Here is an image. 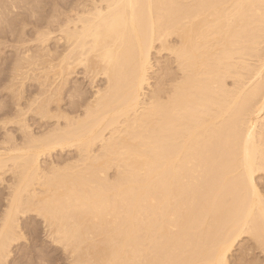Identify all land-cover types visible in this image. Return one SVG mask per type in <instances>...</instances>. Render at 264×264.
Listing matches in <instances>:
<instances>
[{"label": "bare ground", "instance_id": "6f19581e", "mask_svg": "<svg viewBox=\"0 0 264 264\" xmlns=\"http://www.w3.org/2000/svg\"><path fill=\"white\" fill-rule=\"evenodd\" d=\"M52 21L62 47L53 51ZM52 21L47 38L43 29L32 38L40 49L15 59L11 73L20 84L44 65L45 79L51 70L60 82L17 108L22 142L9 134L0 143V177L7 169L15 177L0 216V264L23 239L18 220L28 213L69 250L70 264H213L219 249L228 259L241 238L264 230L256 183L264 0H75ZM154 51L169 53L175 72L165 68L152 88ZM79 66L105 86L93 100L70 95L68 113L57 105L52 114L48 105ZM45 81L38 86L51 88ZM27 111L55 123L31 133ZM54 151L77 159L42 165Z\"/></svg>", "mask_w": 264, "mask_h": 264}, {"label": "rangeland", "instance_id": "374dc122", "mask_svg": "<svg viewBox=\"0 0 264 264\" xmlns=\"http://www.w3.org/2000/svg\"><path fill=\"white\" fill-rule=\"evenodd\" d=\"M10 1L11 0H0L1 8H3L2 7L3 4L5 5V7L7 6V10H3L5 13H2V15L4 14L3 15L4 17L2 18L4 20V21L2 20L4 26L2 25V23L0 24V143L1 142L3 143L5 140L7 141V138L10 139V137H11L10 140H12V142L13 140L14 142L16 141V143L22 142L20 140H22L23 138L22 136L24 135L23 132L20 130L19 127L20 125L15 124L19 120H17L16 117H14V113H16V111L20 108L26 110L28 101L36 97L35 95H38L37 93L39 92V90L44 92V90L41 89H45L52 92V89L54 91V88L57 86L56 84H59L60 80L58 79L55 80L53 78L51 70L49 71L50 76L52 75L51 79L49 75H48L49 80H47L48 79L47 75H46L47 78L45 79V76H43L45 72L42 71L44 65L42 67H39L41 69V70L38 69L39 71L36 70L30 71V73H28L29 74L28 77H25L26 80L23 79L22 80L23 83L21 81L20 84L22 85L17 84L19 83L18 82L19 80L13 81L15 82L16 85L10 82L12 81L11 73L15 61L17 60L18 57L22 56L24 52L25 53L31 52L30 54H34L35 52H37V50L40 49L39 43L34 42L33 41L34 39H32L35 38L36 32L39 29L45 30V26L47 24L49 26V23H51L52 17H57L60 14V12L66 13L67 8L70 5H72L75 0H25V1L12 0L15 3L14 4L15 8L12 10L10 6H8ZM2 15L0 17H2ZM53 21L49 27L50 29L46 26L49 29V31L53 32V33L51 32L50 35L51 37H49V41H47V46H46L47 48L49 47L48 49L52 51L55 49V47L56 48L58 47L57 49L62 48L60 44H58L57 46L55 44L56 43L55 39H57L56 37L58 36V34L56 33V25L53 23ZM39 24L40 25L42 24V26H40ZM50 38L53 40H51ZM156 53L157 52L154 51L152 54L153 55L152 62L154 63L153 65L155 67L153 68V73L150 74L151 76L149 75L151 79L149 80L150 81L149 83H150V87L152 88L156 85V81L158 82V79L162 78L163 76L162 72L163 70H165V68L170 69L171 72H175V65L172 63L171 55H169V53L164 51L159 54ZM90 58L92 59L93 57L91 56ZM52 62L53 64L56 63L55 59L52 60ZM46 65L47 64H45V66ZM45 70L47 69H44V71ZM74 70L72 71L71 75H69L68 78L66 79L67 81L65 85H63V89L60 87L61 92H59L60 94L58 96L59 98L54 96L57 102L56 100H54L55 102L54 101L51 102L54 105L49 104L50 107L48 105V109L49 111L51 110L52 114H56L55 110L58 107L60 111L62 110L68 113V110L70 108L69 106L71 105L69 102L74 99V98L71 99L70 97L73 96L75 93H79L82 96V98H84L85 100H89V99L93 100L92 97L94 95L92 94H94L97 89H102L105 86V82H104L105 78H102L100 76L94 77L91 74L88 75V73H86L85 70H83V68L80 66L79 68L76 67ZM159 73L161 74V78L160 77L157 78L158 76H160ZM30 74L32 75L30 76ZM43 80H46L44 82L46 84L52 80L53 85L51 86V88L49 87L48 89L43 87L40 88L39 87L40 85L38 86V83L39 82L41 83V81L43 82ZM56 81H58V83H56ZM52 83L49 82V84ZM4 84H10V85L12 84V86L14 87L15 85V87L14 88L9 87L10 89L9 88L4 89L3 87ZM50 92H46L44 94H41V92H39V94L43 95L41 97L45 98L46 96L50 95L49 94ZM75 100L77 102V99H74V101ZM27 112L29 114H27ZM27 112L25 115L26 123L25 122L24 123L28 124L30 132L36 135L41 129V126L43 127L44 123L46 124L48 121H51L48 123L51 124L55 120V119L47 120V122L46 120H43L42 123L40 117L37 116L35 113H33L32 115L31 111H30L31 113L29 111ZM5 122L7 124H5ZM3 123L5 125H3ZM51 125H53V123ZM75 155H76L75 151H64V152L54 151L50 156L48 157L46 156L44 158L42 157L40 159V162L42 161L41 162L42 165H44V163L48 164V162L49 163L53 162L54 164L55 163L58 164L59 160L72 162L76 157ZM12 173L13 172L11 170L9 171V169H7L6 172H3V174H1L0 177V216L2 212L6 209V205L8 204L7 203V200L9 199L8 196L11 194L10 189L12 190L15 185V181H14L15 177H13ZM107 175L109 178H112L114 175V169L109 170ZM256 183L259 190L264 193V176L262 175L257 176ZM11 186L13 187L11 188ZM36 188L38 187L36 186ZM18 224H19L20 233L23 235V239L17 241L16 242L17 244L15 243L13 246H11L10 257L6 261V264H31L32 261H39L41 259H47L49 261H52L53 264L71 263L72 261V256L70 255L71 253H69V250H65L61 245H57L50 240V238L47 236L48 234H47L46 225L44 221L41 219V217L36 216L34 213L32 214L28 213L27 215L24 216L21 215L19 216ZM252 248H253V241L248 237H243L235 246V248L231 251L230 255H228V259L231 260L233 264H236V262L242 257V254L245 251L250 250ZM251 258L255 260L257 264H260V261L264 260L262 253H260L258 250L253 252Z\"/></svg>", "mask_w": 264, "mask_h": 264}, {"label": "snow or ice", "instance_id": "6c2138e0", "mask_svg": "<svg viewBox=\"0 0 264 264\" xmlns=\"http://www.w3.org/2000/svg\"><path fill=\"white\" fill-rule=\"evenodd\" d=\"M43 38H47V30L39 34ZM3 87L8 89L11 87L10 84H4ZM248 235L252 238L253 248L245 251L242 254V257L236 262V264H257L255 260H253L252 254L254 251L258 250L260 253L264 254V230H262L259 234L255 232H249ZM227 247H223L218 250L217 259L213 261V264H233V262L229 259H226ZM31 264H53L52 261L47 259H41L39 261H32ZM260 264H264V260L260 261Z\"/></svg>", "mask_w": 264, "mask_h": 264}]
</instances>
